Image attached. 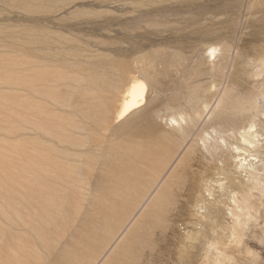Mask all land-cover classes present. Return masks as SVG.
<instances>
[{"label":"rangeland","instance_id":"374dc122","mask_svg":"<svg viewBox=\"0 0 264 264\" xmlns=\"http://www.w3.org/2000/svg\"><path fill=\"white\" fill-rule=\"evenodd\" d=\"M136 79L147 103L121 119ZM263 99L264 0H0V264H264ZM252 123L255 178L230 150ZM234 194L256 217L239 244Z\"/></svg>","mask_w":264,"mask_h":264},{"label":"bare ground","instance_id":"6f19581e","mask_svg":"<svg viewBox=\"0 0 264 264\" xmlns=\"http://www.w3.org/2000/svg\"><path fill=\"white\" fill-rule=\"evenodd\" d=\"M221 48H218L216 46H212L208 53H207V57L210 59H214L216 60L218 58V52H220ZM131 75V74H130ZM124 93V92H123ZM149 89L148 86L145 82L141 81V80H137L134 81L131 86L128 88V90L125 91L126 94V98L124 100V102H122L121 104V109H120V118L121 119H125L131 115H133L134 113H136L137 110L141 109L142 106H144L147 103L148 100V96H149ZM55 100V99H54ZM264 100V99H263ZM262 100V101H263ZM240 103V102H239ZM245 103V102H244ZM240 103V104H235L233 106V110L234 112L238 111V112H242V110H249V109H254V107H257V104L252 106L250 105L249 107L246 105V103ZM258 103V102H257ZM259 105V104H258ZM173 106V105H172ZM209 107V106H208ZM207 106L204 108V111L206 108H208ZM255 107V108H256ZM257 109V108H256ZM254 109V110H256ZM232 110V111H233ZM207 111V110H206ZM193 113L198 114L200 113L199 111H193ZM264 114V113H263ZM233 115V113H232ZM118 116V117H119ZM187 117L186 114H180L178 116H167V120L169 123H171L174 131H176L178 134V138L176 137H168V139H170L173 143H177L179 148H182V146L184 145V143L186 142V140L189 138V135L192 133V129L195 128L197 126V120L195 119H191L190 123L189 121H187ZM226 119V118H225ZM222 119L221 117V121L218 124L217 127L212 128V132H206L204 133V135H201L200 138V143L202 144V147L204 149H208L209 147H213V144H224L226 143V139H225V125L227 123V120ZM218 122V121H217ZM37 128L39 129H43L41 126L35 125ZM216 126V125H215ZM255 123H252V125L248 128L245 129L242 133L239 134L240 136V143L238 145H232V147L230 146V150L232 151L233 155H234V159L237 165V169L240 170L242 173L246 172L248 175L252 176L253 178H255V166L257 164H255L256 159H252L251 157H253L252 155H248V152H252L251 149L254 150V152L258 151V145H260L257 141L258 135L257 131L255 130ZM75 128V127H73ZM56 129V128H55ZM71 129V128H70ZM194 130V129H193ZM56 131V130H55ZM45 132L47 134H50L49 130H45ZM53 133V132H52ZM56 134V133H55ZM150 136V135H149ZM56 139L61 143H68L71 144L73 146H77L80 145V143L78 141H73L71 140L69 137H65L62 134L56 136ZM78 142V143H77ZM228 146V145H227ZM23 149V148H22ZM24 151V150H23ZM26 153V152H25ZM67 153V152H66ZM28 155V154H27ZM33 162V161H31ZM30 162V164H31ZM31 166V165H30ZM36 167V166H35ZM47 167V166H46ZM255 182L256 184H254L252 187V189H260L262 192L264 191V181L263 180H257L255 178ZM39 183L41 185H44L45 188H49L50 186H47L46 182H44V184L42 183L41 180H39ZM223 187V186H222ZM225 188V187H224ZM223 188V189H224ZM113 189V188H111ZM248 190V189H247ZM210 193V192H209ZM120 193H118L117 195H120ZM235 196L232 197L233 198V202H234V210L235 212H232V215L235 217V227L232 231V236L234 237V242H236L237 244L241 243L243 240V236H244V229L245 226H247V224L252 221L253 219H255L256 217L252 214V209H254V205L253 203L250 201V197H248V195H244L242 194L241 198L238 197V195L234 194ZM251 196V194H250ZM254 196V195H253ZM121 197V195H120ZM124 197V196H123ZM129 209V208H128ZM230 214H231V209H230ZM233 218V217H232ZM110 221V220H109ZM109 223H107V226H109ZM233 224V225H234ZM120 225V224H119ZM122 226V225H121ZM118 228V226H115V229ZM120 228V227H119ZM113 229V228H112ZM121 229V228H120ZM114 230V229H113ZM120 232V231H119ZM123 233V232H122ZM118 234V233H117ZM117 234H115L114 238L117 236ZM114 238L110 241V243L108 244L109 246L107 247V251L110 250V248L112 247L111 244L114 240ZM96 239V238H95ZM244 239V238H243ZM102 240H100V237L97 238V243L100 244ZM231 241V240H230ZM220 243L217 241L216 244H212L211 246L213 247L214 251L217 252L218 254H222L220 252H223V248H219ZM227 245H229L227 243ZM226 245V246H227ZM84 246V245H83ZM89 248V246H87V249ZM235 248V244L234 247ZM248 248V247H247ZM227 249V248H226ZM231 249L228 247L227 251H224L226 254V252H228V250ZM236 249V248H235ZM233 249V250H235ZM225 250V249H224ZM232 249L229 251L234 252ZM247 250V249H246ZM207 251V250H206ZM237 251V250H235ZM232 252H228V254L232 253ZM238 252V251H237ZM250 252V251H247ZM239 253V252H238ZM243 253V252H242ZM107 254V253H106ZM222 254V255H224ZM227 254V256H228ZM218 256V255H217ZM231 256V255H230ZM232 259H233V255H232ZM231 259V260H232ZM227 261V260H226ZM213 262V260H212ZM223 261H221L220 259H216L215 264H222ZM211 263V262H210ZM225 264V263H224ZM237 264V263H236Z\"/></svg>","mask_w":264,"mask_h":264}]
</instances>
